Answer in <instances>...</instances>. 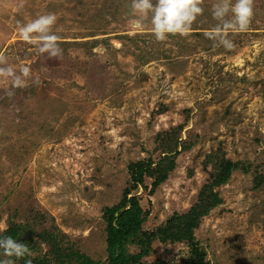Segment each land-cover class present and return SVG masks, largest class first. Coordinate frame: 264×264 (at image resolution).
<instances>
[{
    "label": "rangeland",
    "instance_id": "obj_1",
    "mask_svg": "<svg viewBox=\"0 0 264 264\" xmlns=\"http://www.w3.org/2000/svg\"><path fill=\"white\" fill-rule=\"evenodd\" d=\"M216 2L204 0L190 36L156 42L150 24L131 29V0H0V53L41 81L11 98L0 83V226L35 229L24 237L39 246L28 257L47 254L39 235L56 229L74 250L105 259L104 210L130 186L128 166L157 160L156 136L182 127L177 151L166 153L173 171L164 181L144 174L137 188L144 229L190 210L214 169L204 161L219 151L245 167L214 189L219 205L194 236L209 264H264V182L254 186L264 180V0H254L247 32L229 33L231 51L196 36L216 25ZM48 13L62 59L17 34L18 21ZM186 258L181 245H156L142 264Z\"/></svg>",
    "mask_w": 264,
    "mask_h": 264
},
{
    "label": "trees",
    "instance_id": "obj_2",
    "mask_svg": "<svg viewBox=\"0 0 264 264\" xmlns=\"http://www.w3.org/2000/svg\"><path fill=\"white\" fill-rule=\"evenodd\" d=\"M196 36L199 38L203 37L207 44L211 43L206 38L205 33L197 34ZM226 115L227 111L225 117ZM182 129V127H179L170 133L165 132V138L161 134L156 136L153 154L158 151L161 152L157 160L151 157L146 161H138L128 166L129 177L131 176L133 179L130 181V186L122 193V198L117 205L104 210L105 259H93L79 249L78 251L74 250L70 246L68 238L57 234V230L54 229L43 231L39 235L40 238L42 237V241L49 247L47 254H39L36 257L25 256L23 259L16 261V264H26V259H31L32 264H142L148 258L154 256L156 245H181L187 254L184 264H209L207 249L200 240L196 239L194 233L201 226L203 217L219 205L218 194L214 193V189L221 187L229 181L231 174L237 168L245 167L242 162L232 163L223 160L219 151H215L212 155L208 156L204 161V170L207 167L210 170L213 167L214 169L213 172H209L211 173L210 182L200 189L196 203L187 213H174L169 219L153 230L144 229L149 212L148 210L147 212L145 209L143 210L137 201L136 193L142 181V175L157 176L158 173L160 177H157V179L164 181L168 172L173 171V161H170L166 157V153L170 147L174 148V152L177 151ZM189 142L183 146V150L192 148L194 143L191 140ZM263 182V178L256 177L254 186L260 188ZM34 230L24 223L15 228L8 227V230L0 234V236H12L18 242L26 244L31 251H34L39 246L36 245V247L31 249L27 243L34 242L33 240L28 241L30 239L29 232ZM24 237L28 239L25 241ZM66 241L69 242V245L65 244ZM151 264L167 263L158 260Z\"/></svg>",
    "mask_w": 264,
    "mask_h": 264
},
{
    "label": "clouds",
    "instance_id": "obj_3",
    "mask_svg": "<svg viewBox=\"0 0 264 264\" xmlns=\"http://www.w3.org/2000/svg\"><path fill=\"white\" fill-rule=\"evenodd\" d=\"M203 4L204 0H131L132 18L128 23L135 31H142L150 24L156 42H165L169 36L186 38L192 33L193 24L203 15ZM253 4L254 0H217L211 10L216 25L205 32L213 48L222 46L228 51L234 49L229 33L248 31L254 15ZM56 23V14H42L27 23L18 21L16 30L19 38L32 45L38 54H47L48 59H62L61 37L53 32ZM30 82L36 86L41 83L39 76L33 77L29 66L17 70L0 53V83L10 85L5 89L9 98L15 95V89L27 88ZM3 231L5 229L0 226V233ZM0 254L5 257L0 264H16L25 256H31L32 252L26 244L12 236H0ZM26 264H32V260H26Z\"/></svg>",
    "mask_w": 264,
    "mask_h": 264
}]
</instances>
